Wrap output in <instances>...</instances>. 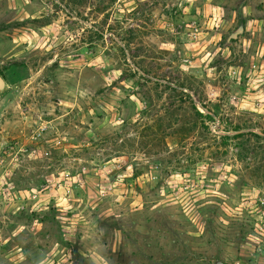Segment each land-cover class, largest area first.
<instances>
[{"label": "rangeland", "instance_id": "374dc122", "mask_svg": "<svg viewBox=\"0 0 264 264\" xmlns=\"http://www.w3.org/2000/svg\"><path fill=\"white\" fill-rule=\"evenodd\" d=\"M71 6L0 0V264H264V0Z\"/></svg>", "mask_w": 264, "mask_h": 264}, {"label": "trees", "instance_id": "16d2710c", "mask_svg": "<svg viewBox=\"0 0 264 264\" xmlns=\"http://www.w3.org/2000/svg\"><path fill=\"white\" fill-rule=\"evenodd\" d=\"M88 0H60V3H62L63 5H64V8L65 9H70L72 6H71V4L73 3V4H75V5H77V4H79V5H83L85 2H87ZM70 12V11H69ZM193 109L198 113V115H201V114H199V112H198V110H197V108H196V106L195 105H193ZM236 132L237 131H239V129H236L235 130ZM253 135V134H252ZM236 137V136H235ZM222 139H228L227 137H225V138H222Z\"/></svg>", "mask_w": 264, "mask_h": 264}, {"label": "water", "instance_id": "95a60500", "mask_svg": "<svg viewBox=\"0 0 264 264\" xmlns=\"http://www.w3.org/2000/svg\"><path fill=\"white\" fill-rule=\"evenodd\" d=\"M4 80H3V77L2 75L0 74V85L3 84Z\"/></svg>", "mask_w": 264, "mask_h": 264}]
</instances>
